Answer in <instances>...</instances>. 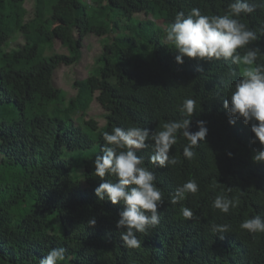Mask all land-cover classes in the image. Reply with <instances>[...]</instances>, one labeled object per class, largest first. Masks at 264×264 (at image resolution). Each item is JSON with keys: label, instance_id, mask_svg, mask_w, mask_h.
Instances as JSON below:
<instances>
[{"label": "trees", "instance_id": "trees-1", "mask_svg": "<svg viewBox=\"0 0 264 264\" xmlns=\"http://www.w3.org/2000/svg\"><path fill=\"white\" fill-rule=\"evenodd\" d=\"M26 2L0 0V264H38L55 247L67 250L59 264H264V234L239 227L252 216L264 218V163L252 160L261 145L242 120L229 126L222 106L243 66L186 57L178 65L160 26H170L177 12L187 15L193 8L223 15L231 0H36L29 23ZM139 15L147 19L123 33L119 20L132 22ZM241 21L258 30L264 8ZM19 34L26 44L7 50ZM91 34L103 39L105 49L92 75L76 83L79 95L69 100L54 76L62 66L81 61ZM55 41L69 53L47 55ZM251 47L264 54V37ZM257 62L264 64V56ZM230 68L237 77L225 76ZM186 98L197 101L191 131L204 120L207 137L189 160L182 154L188 141L178 135L169 154L180 163L164 169L150 162L151 147L137 151L164 195L159 226L147 235L137 233L142 246L128 248L115 227L123 205L94 194L101 180L93 164L105 145L103 133L132 125L150 134L159 131L163 123L185 118L179 108ZM96 99L107 112V124H78L74 116L86 115ZM104 179L116 182L114 176ZM189 179L197 181L199 192L170 203ZM216 181L220 185L213 190ZM220 192L238 196L240 205L227 214L213 209ZM183 207L198 219L185 220ZM93 217L96 225L88 227ZM213 223L231 225L230 233L215 237Z\"/></svg>", "mask_w": 264, "mask_h": 264}, {"label": "clouds", "instance_id": "clouds-1", "mask_svg": "<svg viewBox=\"0 0 264 264\" xmlns=\"http://www.w3.org/2000/svg\"><path fill=\"white\" fill-rule=\"evenodd\" d=\"M258 8H264V0H231L223 15H205L199 8L191 9L187 15L179 11L166 29L165 40L174 46L178 65L183 64L186 57L197 61L224 60L232 65L243 66L239 76L231 68L225 74L228 79L238 78L230 98L223 99L222 106L229 117V126H234L239 120L244 125H250L253 142L261 145L252 160L254 163H264V64L257 62L264 54L258 47H251L264 37V25L257 30L241 21L242 15H250ZM240 50H244L243 54ZM179 110L185 118L165 122L161 130H154L151 134L148 128L137 125L127 129L114 127L111 132L103 133L105 145L93 164L95 175L101 180L94 194L100 201L123 205L115 227L122 230L120 240L128 248L142 246L143 241L137 233L147 235L149 230L159 226L161 215L158 208L163 203L164 195L156 186L155 173L144 165L137 151L151 147L150 162L164 169L180 163L176 156L169 154L178 142V135L188 141L182 154L189 160L196 156L198 142H203L207 137V122L204 120L196 121L197 131L190 129L193 114L197 111L195 99H184ZM148 141H152V144L149 145ZM106 176L116 177V182L104 179ZM219 185L216 181L210 187L215 190ZM198 192L197 181L189 179L176 189L170 203L176 204L188 194L195 196ZM240 203L238 196L229 197L220 192L214 197L212 208L227 214ZM181 214L185 220L198 219L188 207H183ZM87 225L95 227L96 219L90 218ZM239 227L249 234H264V218L252 216ZM210 231L215 237L223 239L225 234L230 233L231 225L213 223ZM66 254L64 247L52 248L38 260V264H59L65 260Z\"/></svg>", "mask_w": 264, "mask_h": 264}, {"label": "rangeland", "instance_id": "rangeland-1", "mask_svg": "<svg viewBox=\"0 0 264 264\" xmlns=\"http://www.w3.org/2000/svg\"><path fill=\"white\" fill-rule=\"evenodd\" d=\"M25 7L28 10L26 22L29 23L34 20L36 16V0H27ZM140 19L146 20L147 17L146 15H139L138 18L134 17L132 22L127 21V19L119 20L121 26L123 27V33L126 32L124 29L127 28L129 24L137 25ZM160 26L167 29V27L162 25V23H160ZM25 44L26 38L24 35L19 34L10 41L9 46L6 49H18L23 47ZM104 49L105 43L103 42V39L95 34H91L84 42L81 61L73 66H62L55 73V86L64 91L69 100L75 99L79 95V89L77 88L76 83L78 81L86 80L92 75L93 71L98 67L97 60L103 54ZM68 53V50L64 48L60 41H55L53 48L49 45L47 49V55ZM142 57L145 59L151 58V56L147 53H143ZM106 114V110L96 99L87 110L86 115L78 113L74 116V119L78 124H84L85 121L95 120L99 127L103 128L107 124ZM76 171H78V169Z\"/></svg>", "mask_w": 264, "mask_h": 264}]
</instances>
